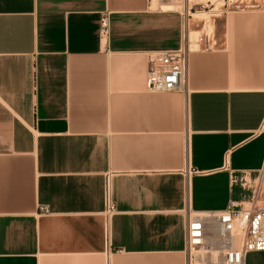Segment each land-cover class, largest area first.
<instances>
[{
  "label": "crops",
  "instance_id": "1",
  "mask_svg": "<svg viewBox=\"0 0 264 264\" xmlns=\"http://www.w3.org/2000/svg\"><path fill=\"white\" fill-rule=\"evenodd\" d=\"M185 15L0 0V264H186V209L264 207V7L216 18L185 90L151 91L149 55L184 43Z\"/></svg>",
  "mask_w": 264,
  "mask_h": 264
},
{
  "label": "built area",
  "instance_id": "2",
  "mask_svg": "<svg viewBox=\"0 0 264 264\" xmlns=\"http://www.w3.org/2000/svg\"><path fill=\"white\" fill-rule=\"evenodd\" d=\"M174 0H157L159 7ZM110 33V12L100 13L99 40L107 43ZM184 43L176 49L153 51L148 58L146 84L149 90L173 92L185 90L188 54L192 50H211L214 34L199 35L192 48L189 32ZM111 173L104 176V216L116 212L112 198ZM45 208V207H44ZM42 208V210H46ZM186 264H245L246 255L264 251V207L252 203L233 202L223 210L193 212L186 209Z\"/></svg>",
  "mask_w": 264,
  "mask_h": 264
},
{
  "label": "rangeland",
  "instance_id": "3",
  "mask_svg": "<svg viewBox=\"0 0 264 264\" xmlns=\"http://www.w3.org/2000/svg\"><path fill=\"white\" fill-rule=\"evenodd\" d=\"M170 5L171 8L179 9L186 14L184 31L190 33L194 45L192 48H195V41L199 35L213 33L216 18H222L230 10L264 7V0H174Z\"/></svg>",
  "mask_w": 264,
  "mask_h": 264
},
{
  "label": "bare ground",
  "instance_id": "4",
  "mask_svg": "<svg viewBox=\"0 0 264 264\" xmlns=\"http://www.w3.org/2000/svg\"><path fill=\"white\" fill-rule=\"evenodd\" d=\"M167 6L170 7L171 5H170V6L167 5ZM164 8H165V7H164ZM187 35H188V34H185V38L187 37ZM189 38H191V37H190V33H189ZM192 46H194V45H192Z\"/></svg>",
  "mask_w": 264,
  "mask_h": 264
}]
</instances>
